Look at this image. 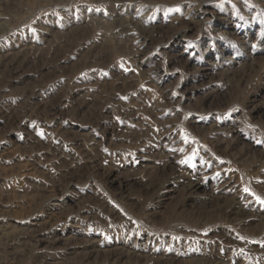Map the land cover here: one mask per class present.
<instances>
[{
    "label": "rangeland",
    "instance_id": "1",
    "mask_svg": "<svg viewBox=\"0 0 264 264\" xmlns=\"http://www.w3.org/2000/svg\"><path fill=\"white\" fill-rule=\"evenodd\" d=\"M260 200L264 0H0V264H264Z\"/></svg>",
    "mask_w": 264,
    "mask_h": 264
},
{
    "label": "snow or ice",
    "instance_id": "2",
    "mask_svg": "<svg viewBox=\"0 0 264 264\" xmlns=\"http://www.w3.org/2000/svg\"><path fill=\"white\" fill-rule=\"evenodd\" d=\"M245 191H248V190L245 189ZM257 199H259V198H257ZM259 202H260V203H264V200H260Z\"/></svg>",
    "mask_w": 264,
    "mask_h": 264
}]
</instances>
